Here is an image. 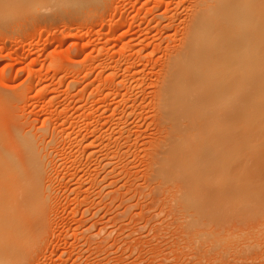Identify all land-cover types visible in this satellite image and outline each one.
Returning a JSON list of instances; mask_svg holds the SVG:
<instances>
[{"label":"rangeland","instance_id":"374dc122","mask_svg":"<svg viewBox=\"0 0 264 264\" xmlns=\"http://www.w3.org/2000/svg\"><path fill=\"white\" fill-rule=\"evenodd\" d=\"M91 2L76 6L79 11L71 5L75 13L66 3L63 9L47 5L0 16V95L15 98L13 117L21 124L20 135L34 140L48 194L41 242L24 244L25 257L23 245H14L24 250V259L12 264H264V217L245 225L246 212L234 208L243 224L232 216L220 219L228 220L223 226L233 232L237 225L252 229L243 230L241 239H249H238L240 249L254 243L246 245L249 253L241 252L234 239L237 245L227 246L232 252L221 246L223 259L210 246V236L204 234L208 244L199 238L201 225L192 230L188 212L177 210L178 187L159 183L158 165L163 167L166 152L161 157L164 136L156 124L155 96L196 0ZM260 108L264 113V104ZM236 174L239 182L242 175ZM233 182L225 183L230 188ZM210 223L204 229L212 230ZM6 260L10 264L8 255Z\"/></svg>","mask_w":264,"mask_h":264},{"label":"bare ground","instance_id":"6f19581e","mask_svg":"<svg viewBox=\"0 0 264 264\" xmlns=\"http://www.w3.org/2000/svg\"><path fill=\"white\" fill-rule=\"evenodd\" d=\"M61 3H68L69 6H63ZM84 3V0H0V16L6 18L5 14H12L10 11L13 16H18L23 9H43V6L47 5L54 8H57L55 5L58 8L61 6L62 9L67 6L66 10L75 13L71 7L76 10L80 6L83 7ZM89 3H92L91 0L86 4ZM185 26L181 46L169 54L163 70V83L155 96V101H158L156 124L162 129L160 131L164 136L160 142L161 157L162 153L166 152L163 156L166 160L160 159V163L166 161L163 167L158 165V175L162 177V182L159 183L164 184V187L167 183L178 187L176 188L179 189V198L177 197L176 202L179 201L180 208L176 207L180 210H177L188 212L192 230L201 225L197 230L202 227L205 231L200 230L199 234L194 231V235H201L198 236L201 240L204 234L211 239L216 237V240L209 239L210 246L215 247L217 256L220 257L221 253L224 259L227 255L224 254L225 249L230 251L237 244L240 249L239 243L247 242L249 238L242 240L241 236L249 227L242 229L243 227L238 228L239 225H235L237 230L233 232L223 226L224 221L228 220L220 219L228 216L239 219L237 212H232L234 208L246 212L243 216V219L247 220L245 225L251 221L260 222L264 217V113L260 108L261 104H264V0H196L189 11ZM14 100L13 97L0 95V258L7 259L8 255L10 264L15 261L17 263V257L22 259V256H26L27 249L25 250L24 244L31 246L35 243V246L36 240L40 241L39 236L44 232L43 230L40 233L42 219L46 218L43 213L48 209L45 208L48 205V194L46 196L47 190L45 189V193L42 185V159L38 157L39 151L36 150L34 140L32 141L25 132L22 133L24 137L26 135L24 138L20 135L22 130L18 131L22 127L12 114L11 104ZM236 164H240V167L237 168ZM153 171L157 173L156 169ZM238 172L242 175L240 183L235 180ZM226 180L234 181L230 188L229 183H225ZM231 188V193L235 191L236 196L232 203L227 198V190L230 191ZM232 217H229V220L231 218L236 221ZM211 219H216V223L208 222ZM237 221L242 223L240 219ZM207 223L213 228L216 225L222 226L221 230L212 228L215 231L212 233L211 228L204 229V225L208 228ZM214 224L216 225L213 226ZM249 225L251 227V224ZM249 231V234L252 233V229ZM215 234L220 237L217 238ZM229 239H232L230 243ZM234 239L237 244L233 243ZM238 239L242 241L238 242ZM232 243L234 246L227 249L228 244L231 247ZM248 244L246 243L251 247L254 243ZM14 245H20L21 248L23 245L24 255L18 246L13 248ZM244 245L245 243L240 251L249 253L250 250L247 251L245 248L248 247ZM217 246H220L221 252H217ZM30 249L28 247V251ZM240 251L238 250V253ZM12 253H19V256H13ZM5 258L0 264H8Z\"/></svg>","mask_w":264,"mask_h":264}]
</instances>
